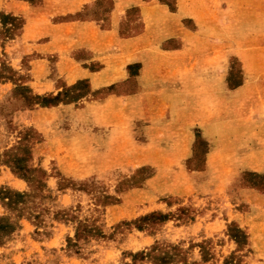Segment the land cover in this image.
I'll return each mask as SVG.
<instances>
[{"label":"rangeland","instance_id":"obj_1","mask_svg":"<svg viewBox=\"0 0 264 264\" xmlns=\"http://www.w3.org/2000/svg\"><path fill=\"white\" fill-rule=\"evenodd\" d=\"M6 1L0 264H264V0H156L186 31L156 46L193 66L176 101L140 119L103 102L135 91L131 65L118 84L65 83Z\"/></svg>","mask_w":264,"mask_h":264},{"label":"crops","instance_id":"obj_2","mask_svg":"<svg viewBox=\"0 0 264 264\" xmlns=\"http://www.w3.org/2000/svg\"><path fill=\"white\" fill-rule=\"evenodd\" d=\"M6 6L14 13H25L22 38L32 41L37 56L55 57L49 67L54 77L62 76L65 83L87 78L91 88L118 84L128 78L127 67L131 65L135 91L114 92L103 102L121 105L124 101L123 112H136L138 119L159 112L160 104L176 101L177 91L170 88L193 66L192 54L184 47L163 50L156 46L166 39L186 36L185 28L156 0H111L108 9L99 0H40L35 6L26 5L25 10L23 1L8 0ZM133 8L138 12L135 19L128 15ZM132 25H139L138 30L128 32ZM90 61L97 66L91 68ZM51 77L44 79L51 82ZM105 108L99 107L100 117L105 116ZM109 115L116 117V112ZM222 143L226 153L232 150L234 142L226 138Z\"/></svg>","mask_w":264,"mask_h":264}]
</instances>
